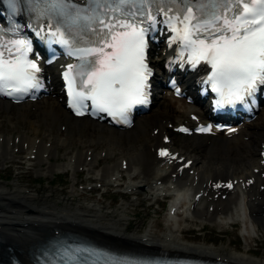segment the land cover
<instances>
[{"label":"snow or ice","instance_id":"obj_1","mask_svg":"<svg viewBox=\"0 0 264 264\" xmlns=\"http://www.w3.org/2000/svg\"><path fill=\"white\" fill-rule=\"evenodd\" d=\"M6 2L16 13L22 0ZM43 3L41 10L30 8L36 19L46 18L51 37L65 54L78 60L67 66L64 78L72 96L70 107L77 115L82 108L91 113H107L117 122H127L135 105L147 104L152 69L145 62L148 39L158 23L175 32L170 45L188 53L186 63L201 61L211 65L210 83L218 94L216 106L249 107L255 103L259 86H264V0H25ZM157 5L153 10L150 5ZM163 4L164 6H160ZM170 5H176L175 11ZM235 5V6H233ZM196 9L194 12L193 9ZM172 13V15H169ZM157 17H160L159 19ZM19 32V27L16 29ZM39 34V26L36 29ZM0 33H4L0 29ZM6 34V33H5ZM47 40V36H40ZM111 49V51H108ZM30 39L0 43V95L17 101L40 87L41 68ZM55 56V52H52ZM182 55V53H179ZM51 63V59L49 60ZM75 72V75H73ZM78 85V86H77ZM247 97V99H246ZM91 101V104L85 103ZM208 128L201 131H210ZM161 155H167L162 151ZM231 187V184L228 185ZM78 264L79 254L89 249L69 250ZM94 252V250H91ZM63 264H69L64 260ZM112 264H150L148 261L116 259Z\"/></svg>","mask_w":264,"mask_h":264},{"label":"bare ground","instance_id":"obj_2","mask_svg":"<svg viewBox=\"0 0 264 264\" xmlns=\"http://www.w3.org/2000/svg\"><path fill=\"white\" fill-rule=\"evenodd\" d=\"M158 101L156 100L155 109L152 110L150 114H146L141 118L136 119V124L133 129L126 130L123 132L113 133L115 130L108 128L106 125L101 124L97 126L96 131L90 127L88 133L85 132V128L89 127L87 122L84 120L81 122V128L77 131V125L79 123L78 120H73L71 118L66 117L65 125L68 126L67 135H54L53 130L58 131L57 128L60 126V113H63V104H60L58 101L54 100H46L41 103H37V111L35 120H31V129L28 131L29 137H22L23 142H29L30 146L35 149H39V153L42 154L44 152H48L47 149L44 148L42 142L36 144V139L45 138L46 137H55L59 139L58 145H62L67 147L71 151H76L77 149L73 144L82 143L83 147L89 146L88 149H94L93 161L95 165L100 163L99 152L102 149L107 150L106 158H112L115 155H119L117 158V162H114L112 167L114 168L112 172V176H118L121 172L118 167H121L122 170V162L128 159V169L123 173L127 174L128 182H126L127 188L138 189V185L146 182L151 183L152 181H162V186L160 189H166L168 192L173 191L171 184H174L170 179L172 178L169 169L160 165L159 161H156L152 158L150 154V148L153 145L152 141L149 139L148 128L156 127L159 123L160 119L170 117V114L177 115V110H175V106L172 105L170 101L164 100L162 96H157ZM31 104H26L18 106L15 113V123H19L20 120L24 119L25 116L29 112V108ZM7 110L11 109L10 107H6ZM1 114V109H0ZM12 114H7L10 117ZM264 117V112L263 115ZM18 117V118H17ZM2 118V116H0ZM11 118V117H10ZM253 131L251 129L244 131V135L250 136V142L245 143L241 140V136L235 137L233 139V143L231 146L225 144V141L221 139V137H213L211 138V145L206 149V142L199 141V143L194 144L189 148H181V151L185 152L189 157L195 158V162L199 165L201 169V181L205 179H213L222 177L224 174H228L232 176V171L236 169V175H245V173H249V171L257 165V159H252L249 153L255 154L260 151L259 143L264 141V123L263 119H257L253 124ZM256 129H260V132H256ZM25 132V131H24ZM22 133V131H18L17 134ZM101 135H106L104 142L102 144L98 143L96 137ZM87 138V140H83ZM118 141L115 143V141ZM96 143L99 148L95 149L90 147L91 144ZM245 144L248 145L249 149L240 151L239 147H243ZM96 146V147H97ZM131 146L132 148H128ZM54 147V146H52ZM1 150V149H0ZM99 150V152L97 151ZM79 158L84 157L81 152L77 151ZM6 156L5 159H12V154L9 151H5ZM116 157V156H115ZM114 157V158H115ZM66 159L70 160V155L66 157ZM39 163L44 162L41 158H38ZM82 159L79 161L81 164ZM119 164V166H118ZM57 168L54 166L52 170ZM108 170H104L105 175H109ZM176 183V182H175ZM181 186L185 187L184 197L188 200L181 204L178 213L175 215V221L171 222V228L168 229L167 233L162 240L165 242L166 246H170L171 250H175L177 252H186L190 254H196L199 256H207L212 257L214 259L221 258L223 260H231L240 264H264V259L255 260L251 256L244 253H236L233 251L226 252L224 250H220L218 248H208L197 245H188L183 242V244L179 241V237H177V233L174 229L179 226L178 233H181L180 230L185 222V219H182L186 211H192L193 215L197 219H209L210 222H214L218 219L216 217L217 213L213 216L210 214H206V210L202 211L198 207H192L194 202V196L197 192L189 195L190 192V181L180 180ZM18 188V187H17ZM153 189V188H151ZM12 189H7V187L0 185V192L3 195H6L7 192ZM151 192V190H150ZM23 195L21 196V207L19 217L17 218L18 223L28 224L31 221V217L34 215H38L39 217L42 215L46 218L50 219H59L61 218V213H69L68 215L71 217H78L79 219L87 220V223L92 225H99V229L103 231H109L111 233H120L121 230H124L122 224L118 222H114L110 216H103L94 206L79 204L76 206L65 205L63 207H57L54 205L52 208H49L52 203L41 199L34 194H27L25 190L22 191ZM19 195L18 192L15 193L17 197ZM1 196V195H0ZM30 197L29 199L27 197ZM52 209L54 214L49 215L48 210ZM251 209L253 212H258L260 210V205L252 204ZM45 210V211H44ZM237 207H227L223 212L222 219L225 220H233L235 221V216L237 215ZM47 214H45V213ZM43 213V214H42ZM83 213L85 215L83 216ZM10 216L6 215L3 219L5 223L2 230L0 231V239L7 241L10 239V245H12L16 249H20L23 251H27L29 248V243L38 240L43 237L40 233H34L29 231L28 235H18V229L13 228L14 223L10 221ZM253 224L255 227H260L261 230H264V220L258 219V221L254 220ZM46 230L49 227L45 228ZM20 233V232H19ZM43 234V233H42ZM146 236V235H144ZM31 240V241H30ZM247 243L249 242L246 239ZM160 245L159 243H157ZM251 251V250H248Z\"/></svg>","mask_w":264,"mask_h":264},{"label":"rangeland","instance_id":"obj_3","mask_svg":"<svg viewBox=\"0 0 264 264\" xmlns=\"http://www.w3.org/2000/svg\"><path fill=\"white\" fill-rule=\"evenodd\" d=\"M262 113L260 114V116ZM27 117L34 118L31 114H28ZM5 118V119H4ZM2 121L4 120L3 130L5 132H11L12 134L20 131H30L31 124L29 122V118H25L23 120H20L19 123H15L13 125L12 119L10 117H4ZM149 131V128H148ZM200 139L198 138H192L189 140H186L184 143H182L183 148H189L192 147L194 144L199 143ZM76 148H79L78 144H74ZM181 146V145H180ZM61 148V153L65 149L63 146H59ZM248 149V148H247ZM246 149H243V151ZM251 158L253 159V155L249 153ZM116 157H120L118 154L115 155ZM60 158V157H59ZM4 166V165H3ZM2 166V167H3ZM5 171V169L2 170V172ZM59 170H56V172L49 174V176H44L42 180H35L36 175H32L30 177H26L25 181L29 182V184L34 188L35 191H37L38 194H40V197H43V195L49 194L51 196L50 199H46L47 201H51L52 203H59L61 200H64V202H67L69 204H72L70 201L71 196L73 195V191L71 193H65L63 190L67 187H71V180L66 176H60L57 179H54V174L57 173ZM0 173V176L3 177V174ZM9 179L12 180V173L9 171L7 172ZM5 179V178H3ZM10 180V181H11ZM54 180V181H53ZM2 183H6L3 181H0ZM41 183V184H39ZM84 201V200H83ZM81 201V202H83ZM155 219H149L147 220V216L144 214H141L140 211H138L137 219L131 222L130 227L132 228V231L135 232H142V234H146V232L153 231L157 235L163 234L162 233V227L165 226L163 223L162 226H160L158 223H155ZM127 226V225H126ZM167 226V224H166ZM159 228V229H157ZM183 229V241L185 244L188 245H197L202 247H208V248H218L220 250H224L226 252H236L238 253H244L246 255L251 256L253 259H264V235L263 239L260 241L252 242L250 249H253L252 252L249 254L247 253L248 249L246 247V244L241 241V239L238 237L236 233V229L230 226H227L225 223L222 222H214V223H201L196 221H188L185 225L182 226ZM166 230V227L164 231Z\"/></svg>","mask_w":264,"mask_h":264}]
</instances>
